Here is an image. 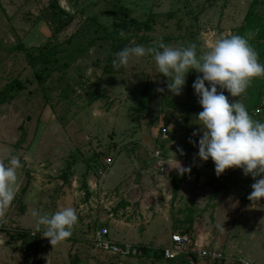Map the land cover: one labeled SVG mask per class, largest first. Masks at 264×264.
Wrapping results in <instances>:
<instances>
[{
  "label": "rangeland",
  "instance_id": "obj_1",
  "mask_svg": "<svg viewBox=\"0 0 264 264\" xmlns=\"http://www.w3.org/2000/svg\"><path fill=\"white\" fill-rule=\"evenodd\" d=\"M251 4L264 22V0H0V91L15 81L23 85L0 103V163L10 155L21 163L15 197L0 221V264H173L161 260L163 244L119 258L95 250L92 238L105 226L112 241L118 216L138 227L134 207L144 199L154 149L183 131L199 138L202 108L191 85L200 74L189 72L174 96L151 56L130 58L118 69L111 61L125 46L158 40L196 45L199 54L221 35L238 34ZM244 36L264 64L261 40ZM143 90L150 91L146 110L138 108ZM224 95L230 103L238 99ZM239 99L253 120L264 121V77L253 79ZM150 139L156 141L149 145ZM105 158L112 165L101 176ZM239 173L229 168L221 175L235 179ZM160 193L157 203L173 213V196ZM69 206L77 215L72 235L52 246L36 232L31 212ZM257 225L249 231L264 240V224ZM247 240L241 250L251 246L249 260L264 263L257 241Z\"/></svg>",
  "mask_w": 264,
  "mask_h": 264
},
{
  "label": "clouds",
  "instance_id": "obj_2",
  "mask_svg": "<svg viewBox=\"0 0 264 264\" xmlns=\"http://www.w3.org/2000/svg\"><path fill=\"white\" fill-rule=\"evenodd\" d=\"M119 35L125 36L123 32ZM249 38L221 35L199 54L193 44L173 46L159 40L148 47L133 44L116 52L111 63L118 69L126 66L130 58L151 56L157 71L166 79V89L174 96L180 95L189 72L199 73L191 85L202 108L196 114L200 125L196 156L200 161L211 159L217 176L229 168H239L243 175L251 176L255 182L250 185L252 191L247 199L254 203L264 198V121L253 120L239 98L246 94L253 79L264 77V64L258 62ZM225 91L238 99L230 103ZM177 152L183 155L179 147ZM19 168L21 163L15 155L0 163V221L15 197ZM170 168L178 174L190 171L181 167L175 156ZM31 216L36 232L52 246L69 238L77 222L75 209L70 206L51 214L33 209ZM241 264L249 261L242 259Z\"/></svg>",
  "mask_w": 264,
  "mask_h": 264
},
{
  "label": "crops",
  "instance_id": "obj_3",
  "mask_svg": "<svg viewBox=\"0 0 264 264\" xmlns=\"http://www.w3.org/2000/svg\"><path fill=\"white\" fill-rule=\"evenodd\" d=\"M198 139L183 131L162 143L165 144L164 148L157 146L154 149L160 151L162 163L157 167L152 155L151 162L154 164L151 168L154 169L146 173L147 178L142 183L146 184L143 186L145 192L142 191L144 199L134 207L135 217L141 215L140 225L137 227V224L130 223L126 217L122 219L123 216H118V227L110 236L114 242L143 244L154 248L168 243L169 234L178 231L189 233L199 245L219 250L229 258L249 260L254 257L251 246L245 252L241 250V245L244 244L242 239H248L246 243L256 240L264 254V240L257 238L256 233L259 226L257 224H264V198L254 203L247 199L252 191L250 185L255 180L242 178L241 173L235 175V179H227L221 174L219 177L222 179L214 178L211 159L208 162L200 161L196 156ZM152 141L156 140L150 139L149 145ZM178 147L183 150V155L177 152ZM174 156L181 167H187L190 171L178 174L175 169L170 168L173 166ZM105 186L108 187L107 184ZM161 190L164 197L173 196L176 206L173 213L165 212L164 207L157 203L163 202ZM203 196L205 201L201 199ZM252 226L256 230L249 231ZM5 256L3 253V262L6 261ZM169 263L174 264L171 261ZM219 264H233V261Z\"/></svg>",
  "mask_w": 264,
  "mask_h": 264
},
{
  "label": "built area",
  "instance_id": "obj_4",
  "mask_svg": "<svg viewBox=\"0 0 264 264\" xmlns=\"http://www.w3.org/2000/svg\"><path fill=\"white\" fill-rule=\"evenodd\" d=\"M259 108L254 110L257 113ZM157 167H160L162 163V157L159 150L153 152ZM112 165L110 158H105L102 167L99 168L98 173L103 176ZM109 231L107 227H100L93 234L92 242L95 250L104 252L119 258H126L135 256L137 249L134 245L128 243H116L109 240ZM31 236L34 233H30ZM159 256L163 261H175L178 264H219L225 261L232 260L233 264H241V260L245 258H229L222 252L216 249L204 247L196 243L192 236L186 232L174 231L169 234L168 243L163 245L159 249ZM248 260V259H247ZM249 264H254L251 260H248Z\"/></svg>",
  "mask_w": 264,
  "mask_h": 264
},
{
  "label": "trees",
  "instance_id": "obj_5",
  "mask_svg": "<svg viewBox=\"0 0 264 264\" xmlns=\"http://www.w3.org/2000/svg\"><path fill=\"white\" fill-rule=\"evenodd\" d=\"M245 21H246L245 24L239 29L240 32L238 34L244 36L245 33L249 32L254 34L255 39L261 40V43L258 45L257 51H260V57H262V60L264 61V22L260 19V16L255 12L253 4L250 5L248 12L245 15ZM130 24L132 25L136 24L137 27L139 26V24L134 19L130 21ZM22 88L23 85L21 84L20 81L13 82L9 88L5 89V91H0V103L11 99L13 95L17 94V92H19ZM149 97H150V91L143 90L138 106L140 110L147 109V103ZM252 100H253L252 104L255 105L259 100V96L254 97ZM27 235L31 236L30 234ZM134 246L137 249V254H136L137 256H142L146 251L148 252L151 249V247L149 248L147 247L148 249H146V247L143 245H134Z\"/></svg>",
  "mask_w": 264,
  "mask_h": 264
}]
</instances>
